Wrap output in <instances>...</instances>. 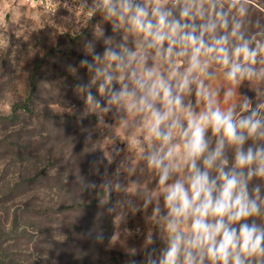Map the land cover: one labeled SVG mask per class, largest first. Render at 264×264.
I'll use <instances>...</instances> for the list:
<instances>
[{"label":"clouds","instance_id":"clouds-1","mask_svg":"<svg viewBox=\"0 0 264 264\" xmlns=\"http://www.w3.org/2000/svg\"><path fill=\"white\" fill-rule=\"evenodd\" d=\"M250 3L73 0L63 5L80 9L88 21L99 14L114 33H124L119 43L105 38L102 55L95 43L85 44L91 60H81L79 67L87 69L89 80L75 89L88 110L102 118L112 113L127 142L130 155L111 175L106 171L100 185L87 187H99L103 200L113 193L120 197L109 209L115 223L143 211L156 226L139 264H264V184H253L264 181V102L253 104L239 92L245 81L264 84V28L251 36L244 30ZM217 68L227 87L213 86ZM255 91L264 95L259 87ZM110 141L112 163L125 149L115 138ZM152 181L154 189L148 186ZM157 240L163 247L154 246ZM140 254L128 249L129 257Z\"/></svg>","mask_w":264,"mask_h":264},{"label":"rangeland","instance_id":"rangeland-1","mask_svg":"<svg viewBox=\"0 0 264 264\" xmlns=\"http://www.w3.org/2000/svg\"><path fill=\"white\" fill-rule=\"evenodd\" d=\"M65 2L73 4L0 0V264H127L130 259L139 264L156 226L143 211L115 223L109 209L120 197L113 193L103 200L99 187H87L100 185L105 172L111 175L130 155L127 142L112 113L102 118L88 110L75 89L89 80L87 69L79 67L81 60H91L85 44L95 43L102 55L105 38L119 43L124 33H114L99 14L88 21ZM261 28L264 0H251L244 30L251 36ZM128 46L134 48L131 37ZM216 73L213 86L227 87L222 71ZM257 87L264 90V84L245 81L239 92L262 103ZM92 92L105 103L95 87ZM111 138L125 151L109 163ZM258 182L264 184H253ZM148 186L154 189L156 182ZM133 247L141 254L129 257Z\"/></svg>","mask_w":264,"mask_h":264},{"label":"built area","instance_id":"built-area-1","mask_svg":"<svg viewBox=\"0 0 264 264\" xmlns=\"http://www.w3.org/2000/svg\"><path fill=\"white\" fill-rule=\"evenodd\" d=\"M37 1H39V0H26V2H28V3H36Z\"/></svg>","mask_w":264,"mask_h":264}]
</instances>
